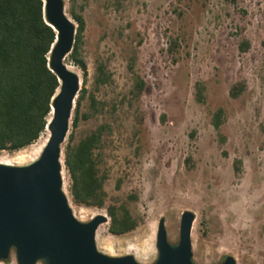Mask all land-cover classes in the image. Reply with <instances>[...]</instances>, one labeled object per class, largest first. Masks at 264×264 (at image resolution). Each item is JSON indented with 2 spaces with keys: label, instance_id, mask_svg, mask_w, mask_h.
Masks as SVG:
<instances>
[{
  "label": "rangeland",
  "instance_id": "rangeland-1",
  "mask_svg": "<svg viewBox=\"0 0 264 264\" xmlns=\"http://www.w3.org/2000/svg\"><path fill=\"white\" fill-rule=\"evenodd\" d=\"M73 1L83 7L85 76L66 58L63 63L86 92L79 113L87 111V95L106 106L75 128L69 119L66 136L74 143L101 123L109 126L100 149L104 204H73L62 169L61 189L78 221L105 217L94 232L96 250L151 264L158 220L166 240L176 243L180 214L188 211L193 264H218L226 256L235 264H264V0ZM63 4L70 19L68 0ZM169 39H176L173 50ZM97 63L110 74L109 84L93 85ZM135 76L144 87L129 103ZM235 83L242 91L230 98ZM111 103L112 114L106 112ZM218 108L222 122L215 131L211 116ZM45 141L0 152V163L26 164ZM120 203L136 226L113 236L105 208ZM0 264H16L13 253Z\"/></svg>",
  "mask_w": 264,
  "mask_h": 264
},
{
  "label": "trees",
  "instance_id": "trees-1",
  "mask_svg": "<svg viewBox=\"0 0 264 264\" xmlns=\"http://www.w3.org/2000/svg\"><path fill=\"white\" fill-rule=\"evenodd\" d=\"M233 4L234 0H222ZM68 15L75 23V33L69 54L65 57L85 76V64L81 58L82 33L84 21L80 15L82 6H75L68 0ZM55 33L45 24L41 0H0V152L12 154L33 145L44 133L50 115L51 99L58 81L48 68V54L54 42ZM177 47L176 39H169L168 49ZM239 51L247 49L241 41ZM130 70V68L128 67ZM110 83V74L105 66L97 63L93 85ZM144 82L135 76L129 92V103L142 92ZM196 100L202 101L199 85L195 86ZM242 85L235 83L228 90L230 98H236ZM85 91L79 89L73 102L70 125L75 128L79 120H87L105 110V103L97 102L87 95L86 113H79ZM115 105L108 106L109 112ZM222 122V110L216 109L211 116V125L218 131ZM109 133L106 123L97 125L87 134L72 142V134L66 136L61 153V167L68 177V193L73 204L101 208L105 193L103 183L106 179L101 165V138ZM188 163V159H185ZM233 172L237 170L233 163ZM108 217L107 231L113 236L123 235L136 226L126 205H109L105 208Z\"/></svg>",
  "mask_w": 264,
  "mask_h": 264
},
{
  "label": "water",
  "instance_id": "water-1",
  "mask_svg": "<svg viewBox=\"0 0 264 264\" xmlns=\"http://www.w3.org/2000/svg\"><path fill=\"white\" fill-rule=\"evenodd\" d=\"M43 19L55 33L48 68L58 81L44 129L48 137L39 155L23 165L0 163V262L13 253L16 264H139L132 256H107L94 245L96 227L105 217L87 222L71 213L61 189V145L68 131L78 92L77 75L63 63L69 54L75 27L64 13L63 0H41ZM192 213L179 217L178 238L169 243L158 220L151 264H193L189 232ZM218 264H235L226 256Z\"/></svg>",
  "mask_w": 264,
  "mask_h": 264
},
{
  "label": "bare ground",
  "instance_id": "bare-ground-1",
  "mask_svg": "<svg viewBox=\"0 0 264 264\" xmlns=\"http://www.w3.org/2000/svg\"><path fill=\"white\" fill-rule=\"evenodd\" d=\"M65 67L67 69L71 70V68L69 66L65 65ZM47 137H48V131H47V129H45L44 133L42 134V136L39 139L44 138L46 140ZM4 164H9V163H4Z\"/></svg>",
  "mask_w": 264,
  "mask_h": 264
}]
</instances>
